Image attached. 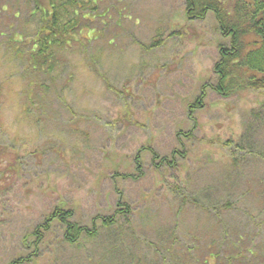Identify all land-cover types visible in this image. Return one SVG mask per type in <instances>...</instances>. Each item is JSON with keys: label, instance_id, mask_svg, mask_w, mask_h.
<instances>
[{"label": "rangeland", "instance_id": "1", "mask_svg": "<svg viewBox=\"0 0 264 264\" xmlns=\"http://www.w3.org/2000/svg\"><path fill=\"white\" fill-rule=\"evenodd\" d=\"M39 2L0 0V264L258 260L234 236L248 228L264 250V93L211 89L229 44L214 14L102 0L94 37L85 30L40 74L26 47ZM57 209L67 224L40 229Z\"/></svg>", "mask_w": 264, "mask_h": 264}, {"label": "trees", "instance_id": "2", "mask_svg": "<svg viewBox=\"0 0 264 264\" xmlns=\"http://www.w3.org/2000/svg\"><path fill=\"white\" fill-rule=\"evenodd\" d=\"M101 2L102 0H45V3H37L36 9L30 16L35 14L38 16L36 13L38 11L41 24L32 39L29 38L30 41L26 44L29 51L27 67L39 71L40 74H50L58 67L59 54L72 48L77 42V38L85 30L93 31L91 34L94 37L96 31L92 28V24H94L95 16L98 15ZM45 4L46 6L43 8L42 6ZM209 13L214 14L218 30L222 36L229 39V44L221 46L219 49V60L214 66L217 82L211 86V89L225 99L237 92L246 90L264 93V0H186V14L189 20L203 21ZM16 39L18 38H15L14 42L22 43V39L20 41ZM30 45L32 48H30ZM15 52H18V50H15ZM191 108L193 110L197 106L193 105ZM244 137L245 135L240 139L241 142L235 146L236 148L243 149L242 141ZM145 150L151 152L153 162L159 158L151 147ZM161 162L160 166L166 165L165 163L173 165L166 158ZM261 195L264 197V194ZM69 215L70 213L57 209L50 215L46 223L41 225L40 229H47V223L50 221H58L57 223L66 225ZM225 229L227 230L223 241L227 239L228 232H230L229 228ZM245 229L247 235L242 234V232L234 236L237 238L236 244H242L245 239L247 242L249 241L246 250L250 255L257 257L258 260H247L250 261V264H264V261L260 262V257H264V250L258 254L252 250V248L255 249L259 245L258 239L250 235L248 228H244V231ZM75 232L78 236L80 230L78 228H75V230L69 229L65 234V239L68 241L69 236H72V233ZM258 232H261V230ZM262 232L261 234H263ZM39 235L40 233L37 231L29 235L35 239L34 246L37 245L40 239ZM211 241L207 243L208 246H212L215 242L211 243ZM211 256L210 254L203 263L194 259L192 262L194 261V264H217L219 255ZM239 256L243 255L239 254ZM228 257H224V259H228ZM239 259L240 257L235 260L229 258L227 264H244L247 262L246 259L242 261H239ZM22 263L23 260L20 259L12 264ZM188 264L192 263L189 262Z\"/></svg>", "mask_w": 264, "mask_h": 264}]
</instances>
